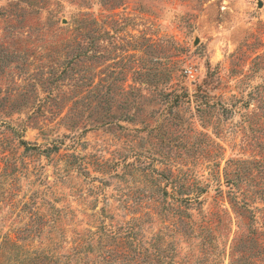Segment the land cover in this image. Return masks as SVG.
Listing matches in <instances>:
<instances>
[{"label": "rangeland", "instance_id": "1", "mask_svg": "<svg viewBox=\"0 0 264 264\" xmlns=\"http://www.w3.org/2000/svg\"><path fill=\"white\" fill-rule=\"evenodd\" d=\"M0 264H264V0H0Z\"/></svg>", "mask_w": 264, "mask_h": 264}]
</instances>
